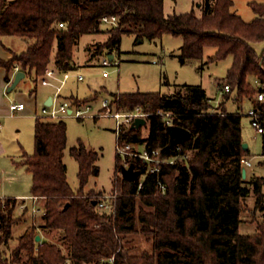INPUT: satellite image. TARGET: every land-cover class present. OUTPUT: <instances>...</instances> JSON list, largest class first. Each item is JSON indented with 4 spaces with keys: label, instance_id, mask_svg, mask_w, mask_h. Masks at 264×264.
I'll return each instance as SVG.
<instances>
[{
    "label": "trees",
    "instance_id": "1",
    "mask_svg": "<svg viewBox=\"0 0 264 264\" xmlns=\"http://www.w3.org/2000/svg\"><path fill=\"white\" fill-rule=\"evenodd\" d=\"M165 0H0V42L5 36L19 37L27 47L14 51L8 61L0 58L10 83L16 66L34 76L37 82L46 73L55 54L61 72L73 71L74 46L85 34L104 33V19H115L102 49L110 53L120 49L124 34L155 41L170 34L183 38L180 64L201 61L199 69L232 58L225 83L230 94L236 91L238 104L252 100L258 88L251 78L264 83V50L258 53L255 43L264 41V2L250 3L255 18L246 21L233 11V0H203L201 13L166 14ZM64 23L66 28H60ZM207 48L216 52L205 60ZM168 85V81L165 82ZM222 87L223 83H219ZM106 88L74 104L95 101ZM112 106L122 111L142 108L151 114L146 134L143 127L130 128L123 140L136 147L161 149L164 157L177 154L170 147V136L158 111L171 112L174 125L188 129L192 137L182 145L193 152L191 161L163 164L159 173H147V164L133 160L143 178L130 181L116 177L120 158L116 156L115 179L111 198L112 213L98 209L99 196L85 193L89 178L97 172L98 154L82 141L70 149L79 164V188L69 183L64 153L67 146V123L36 116L35 149L25 155L21 165L32 174L31 193L43 200L45 214L40 225L34 218L21 236L12 258L4 246L13 238V227L25 220L26 212L16 215L18 200L0 198V264H20L22 255L28 264H264V224L257 235L240 233L242 202L252 190L242 176V115L228 112L224 103L212 105L202 85H176L172 94L162 92L108 93ZM253 101V100H252ZM259 106L258 102H252ZM263 156H264V137ZM229 161L214 168L218 161ZM264 163V161H263ZM166 185L162 193L158 185ZM257 197L256 208L264 209V177L251 181ZM60 232L66 252L56 243L36 241L40 231ZM136 235V240L133 239ZM42 237V236H41ZM128 237L132 239H128ZM113 259V261H112Z\"/></svg>",
    "mask_w": 264,
    "mask_h": 264
},
{
    "label": "rangeland",
    "instance_id": "2",
    "mask_svg": "<svg viewBox=\"0 0 264 264\" xmlns=\"http://www.w3.org/2000/svg\"><path fill=\"white\" fill-rule=\"evenodd\" d=\"M199 0H165L164 9L167 13L173 11L185 13L190 11L193 3ZM233 11L242 16L246 21L255 18L250 3L252 1L263 3L264 0H233ZM195 9L197 7L195 6ZM115 26V23L110 20L104 22L102 30L104 33L85 34L82 35L77 44L74 46L73 60L80 70L75 71L85 78L82 83H77L75 79L76 73L73 74L67 84V87H72L77 92L80 98L89 97L95 91L103 88L107 89L108 93H130V92H162L172 94L175 91L176 85L194 84L202 85L208 96L212 99V105L220 108L224 99V91L218 87V82L225 83L227 70L232 64V58L211 63L204 69H199L201 61H192L184 65L180 64L176 57L180 53L181 38L166 34L162 39L150 41L147 39H138L134 34H124L121 38L119 50H115L117 57L115 61L119 65H115V61L109 67H102L101 61L109 53L108 49H102V45L107 41L110 34L107 31ZM16 38L17 37H11ZM12 40L10 38L7 39ZM23 40V39H22ZM17 42V41H16ZM24 42V40H23ZM20 43V41L18 42ZM26 44V43H25ZM18 45V44H17ZM16 45V47H17ZM21 45V44H19ZM258 53L264 50V41L254 44ZM57 46L54 48L52 59L55 61ZM215 48H207L205 60L208 56L213 55ZM104 71L110 73L108 78L103 77ZM168 81V85L165 82ZM252 87L256 86L254 78H251ZM27 84L32 85L28 80ZM66 87V88H67ZM68 90L63 92L65 96ZM104 92L97 100L91 101L93 109L87 117L79 119L70 114L62 115V120L67 123V146L64 153V163L67 166V175L70 185L74 190L79 188L78 171L79 164L76 158L70 153V149L82 141L87 149L98 154L96 162L97 172L92 174L84 188L85 193L93 192L95 194L104 193L109 198L106 200L108 205H111L113 183L115 179L116 167V142L117 137L114 132L116 129L115 120L112 117L104 116L101 111L102 99L109 98L110 95ZM236 91L230 94L229 99H225V108L228 112L240 111L242 115L243 140L249 146L250 154L247 158L252 161L253 168L249 169L250 177L246 178V185L252 190L250 196L242 202V223L240 225V233L243 235L259 234V227L264 224V209L260 206L256 208L257 197L253 192L251 181L257 177H264V156H263V140L261 135H257L254 128L251 126L250 118L247 115L249 110L255 103L256 95L249 100L243 98L241 104L235 100ZM219 101V103H217ZM40 105V104H39ZM219 105V106H218ZM43 103L34 108L29 109L27 116L15 118L6 121L8 126V148L9 157H1L0 159V174L4 176L5 183L0 185V193L11 196L13 193L20 191L21 193L30 194L32 186V175L27 171L26 167L18 166L22 160V154L27 153L32 155L35 149L34 142V123L35 117L41 115ZM142 111H144L141 108ZM4 123V121H3ZM23 128V129H22ZM148 124L143 126V135L146 134ZM18 130H20L18 132ZM14 160V163L13 161ZM17 163V164H16ZM120 165H123L120 159ZM222 166V172L230 166L229 161L218 160L213 167ZM1 169H5L4 174ZM116 177H123V169H118ZM4 192V193H3ZM165 193V192H162ZM264 193V187H263ZM26 199H29L27 197ZM31 200L27 202L29 205L35 204L39 208H43V200ZM264 205V203L262 204ZM99 209V208H98ZM101 212H110L109 208L100 210ZM23 212L17 208L16 215H21ZM111 213V212H110ZM31 213L28 211L22 222H19L13 227V238L4 246L5 256L12 258L14 249L18 245L19 236L25 231L30 223ZM41 214L35 216L37 225H40ZM40 231V230H39ZM42 240L56 243L65 253V246L60 240V232L41 230ZM128 239H132L128 237ZM133 239H137L136 235ZM138 239L135 241L137 242ZM29 257L23 253L20 264H28Z\"/></svg>",
    "mask_w": 264,
    "mask_h": 264
},
{
    "label": "built area",
    "instance_id": "3",
    "mask_svg": "<svg viewBox=\"0 0 264 264\" xmlns=\"http://www.w3.org/2000/svg\"><path fill=\"white\" fill-rule=\"evenodd\" d=\"M111 20L114 23L116 22L114 18ZM106 21H110V19L105 18L104 22ZM59 27L66 28V25L64 23H60ZM112 64L113 61L108 57H104V59L102 60V67H109ZM115 65H119V64L115 61ZM19 71H20L19 66H16L13 73V79L16 73ZM57 73H60L63 77L62 84H64L71 77V73L69 71L61 72L59 71V69L57 68L54 69L49 66V68L46 70V73L39 78V82L42 84H48L50 79L58 78ZM109 75L110 73L108 71H104L103 73L104 77H109ZM76 77L79 81L84 80V77L80 74L76 75ZM255 83H256V87L258 88L256 94V101L258 102L259 106L253 105L247 115L249 116L251 126L254 128L257 135H261L263 138L264 137V83L260 82L259 80H255ZM61 89L62 87L58 89L56 98L51 104H44L42 106L41 115H37V116L50 121L61 120L62 115H66V114H70L79 119L87 117L90 111L93 109L92 102L76 105L74 104V102L69 100H58ZM221 90H223L224 92H229L230 86L226 83H223ZM101 102L102 105L100 110L103 111V115L112 117L116 123V129L114 130V132L117 137V142H116L117 155L122 160L123 168L129 169L131 166H134V170L139 173L138 178H141L139 183V189H141L143 186V178L145 177L146 174L140 173L138 167L132 163L133 160L139 159L142 160L144 163H146L148 174L159 173L162 169L163 164L173 165L177 162L179 158L184 163H189L191 161L193 152L191 150H184L182 147L183 144L176 146L175 152H177V154L175 156L164 157L161 149H148L145 146L136 147L133 144L124 141L123 135L131 128L135 119L138 117L148 118L151 114L145 113L144 111L141 110V108H136L133 111L118 110L112 106V99L109 98H103ZM10 110L12 113L26 110V104L11 103ZM156 115L163 117L167 126L174 125V121L172 117L173 114L171 112L158 111ZM0 128H1V123H0ZM241 163L243 168H246L247 172H249V169L252 170L253 164L249 158L247 157L242 158ZM158 185L162 192H166V185L164 183L158 181ZM108 198L109 196L106 195L99 196V202H97L98 208L100 210H105V211L109 208V211L112 213L114 208L112 205L107 204L106 200ZM27 200H32L33 203H35L34 201H37L39 199L37 197H30L29 199L18 200V208H20L22 212L29 211L32 215L31 217L34 219L37 214H41L42 216L45 214L44 208H40V207L38 208L37 205L33 203L32 205H29L27 203ZM110 212L107 213L110 214ZM262 218L264 220V217Z\"/></svg>",
    "mask_w": 264,
    "mask_h": 264
},
{
    "label": "crops",
    "instance_id": "4",
    "mask_svg": "<svg viewBox=\"0 0 264 264\" xmlns=\"http://www.w3.org/2000/svg\"><path fill=\"white\" fill-rule=\"evenodd\" d=\"M202 2H203V0H199L196 4L193 3L191 10L195 9V6H196L197 7L196 11L198 13H201ZM187 12H189V11H187ZM172 13H182V12L173 11ZM172 13L166 12V14H172ZM11 37H14V36L2 37L1 42H0V58L3 60H6V61H8L12 58L14 51H23L27 47V44H25V42H23V40L21 38L17 37V40H15L16 38L14 39ZM8 38H10L12 40L8 41L7 40ZM180 38L182 40V42H181V46H182L183 38L182 37H180ZM19 41H20V43H18ZM19 44H21V45H19ZM16 45H17V47H16ZM215 52H216V50H215ZM215 52H214V54H215ZM116 55H117V53H115V52L114 53L109 52L105 57H108L109 59H111L114 62L116 57H117ZM73 64L75 66V69L73 71H69L71 73V76H72V73L75 74L76 73L75 71L80 70V67L78 66V64H76L74 62V60H73ZM101 66H102V61H101ZM50 67H52L54 69L57 68L54 61H52V63L50 64ZM75 75H77V73ZM57 77L58 78L50 79L48 84H42L39 82V80L36 82L34 80V76H30V75L25 73V77L18 83L16 88L13 91L9 92L8 87L11 85V83L14 80L13 74H12V79H11V82L9 85V83L6 82V69L0 68V123H1V128H0V159H1V157H7V156L9 157L10 156V155H8V152H9L8 142H9V140H8V133H7L8 126H7V123H5L6 121L27 116V114L29 113V109L31 111L34 108L37 110V107L40 106L42 103H43V105L47 104V103L51 104L55 100L58 89L60 87H62V89H61V92L59 93L58 100H69L72 102H74V100L82 101L84 99H87V98L93 96L96 92L95 91L89 97L80 98L78 96L77 92H75V90H73V88H72L73 86L67 87V84L69 83V80L71 77L64 84H62V78L63 77L60 73H57ZM105 78H108V77H105ZM73 79H75L77 83H82L85 81V78L83 81H79L77 79V77H75ZM28 80L32 83V85L27 84ZM219 83H221V82H218V87L221 90L222 87L219 86ZM64 90L69 91V92H67V94L65 96L63 95ZM223 93L225 96L228 92H223ZM224 101H225V99L220 103L221 104L225 103ZM211 102H213V101H211ZM11 103H25L26 104V110L17 111L15 113H12L10 110V104ZM217 103H219V101ZM214 107H217V106H214ZM234 112H236V111H234ZM3 121H4V123H3ZM35 121H36V117H35ZM33 128H34V138H35V123H34ZM19 131L20 130H18V132ZM248 149H249V146H248ZM26 154L27 153L22 154V156H21L22 160L25 159ZM12 161L14 163V160H12ZM20 163L21 162H19L18 164L16 163V164L18 166L24 167V165H21ZM26 169H27V167H26ZM1 170H2L1 171L2 174H4L6 172V171H4L5 169L4 170L1 169ZM27 171H28V169H27ZM248 177H250V175L247 172L246 178H248ZM3 178H5V177L4 176L1 177V174H0V185H1V183H2V185L5 183ZM32 183H33V177H32ZM31 188H32V186H31ZM27 197H29V198L33 197L31 191H30L29 196H28V194H26L24 192L21 193L20 191L13 193L11 196L6 195L5 193L4 194L0 193V198H14V199L21 200V199H26ZM30 201L31 200H27V202H30ZM20 222H22V221H20ZM41 239H42V237H41Z\"/></svg>",
    "mask_w": 264,
    "mask_h": 264
},
{
    "label": "water",
    "instance_id": "5",
    "mask_svg": "<svg viewBox=\"0 0 264 264\" xmlns=\"http://www.w3.org/2000/svg\"><path fill=\"white\" fill-rule=\"evenodd\" d=\"M25 77V73L22 71H19L16 73L13 82L11 83V85L8 87V91L11 92L13 91L16 86L18 85V83ZM50 104V103H47ZM148 120L147 118H143V117H138L135 119V121L133 122L131 128L132 129H140L141 127L147 125ZM167 132L170 136V147H174L180 144H185L188 140L191 139L192 137V133L184 128L181 127L179 125H171L167 127ZM243 148L245 150L248 149V144L247 143H243ZM123 176L130 181L136 180L139 177V173L136 172L134 170V166H131L129 169H125L123 168ZM242 176L243 179H246L247 177V170L246 168L242 169ZM94 204H97V201L94 202ZM36 241L40 242L41 241V236L37 235L36 237Z\"/></svg>",
    "mask_w": 264,
    "mask_h": 264
}]
</instances>
